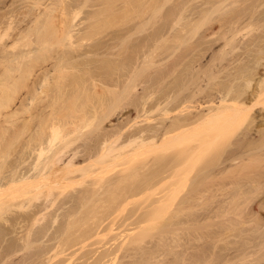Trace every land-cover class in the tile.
Wrapping results in <instances>:
<instances>
[{
  "label": "bare ground",
  "instance_id": "1",
  "mask_svg": "<svg viewBox=\"0 0 264 264\" xmlns=\"http://www.w3.org/2000/svg\"><path fill=\"white\" fill-rule=\"evenodd\" d=\"M0 1L4 2L5 0ZM26 1L28 0H25V2ZM47 1L48 0L29 1L30 6L34 5L33 7L36 6L35 8L38 9H34L36 12H33L32 7L27 5L28 8H31L27 10V12H29L27 13L28 15L25 12V18L20 16L21 19L24 18L22 22H25L24 20L27 19L29 25H27L26 28H22L21 25L19 26L17 24L14 26L17 16H15V7L7 12L0 13V212L3 211L8 214V216L5 217L3 216V212V214L0 213V264H69L70 261H68V258L70 256L65 255L66 251L69 252V250H73V253L78 254L81 251H79V249L83 250V248H85L87 250L86 247L89 245L85 247V244H89L86 240L89 232L86 234V231L90 230L91 234L93 233L92 235L94 236L104 235L103 230L105 228L103 229L102 226H104L103 224L106 221L108 223L110 219L111 224L109 225V229H112L113 224H115V222L112 223V219L115 215H113L112 218L110 217V219L108 218L109 220L105 218V216L107 214L106 217H108L110 213L111 215L116 213H112L114 209V211H117L116 208H118L119 205L117 204L118 206L116 207V203L120 204L121 201L128 204L129 202L132 203V199L137 200L141 197L140 194L143 193L144 190L148 193L147 190L150 189L151 192L148 193L149 195H158L161 193V196H159V194V197L157 196L154 200L152 195L147 196L152 199L149 198V200L147 197L144 199V201L146 200L145 202H152L153 200L152 203L150 202L152 208L156 205L157 208L161 207L159 205L164 203H173L178 195L174 193L177 192V189L179 191L181 189L180 185V188L176 185L181 184L179 183L180 181H184L182 177L186 173L185 171H187L183 170L185 169L184 167H186L187 164L189 167V163L187 162L191 159L192 162H189L193 165V160L196 158L193 156H196L197 153L199 155L201 152L199 150H202L203 144L201 143L202 146L199 144L201 142L199 139H201V136L203 138V135L206 137L211 136V138L208 137V139L204 136L202 142L205 139H208V141H210V139L211 141H216L217 138L218 140L220 138L221 140L232 126L235 127L238 125L240 128L241 124L243 125L245 122L249 125L251 124L250 126L252 127H249V125L245 123L249 128H245V131L243 130L244 132H241L242 135L239 133V135H241L240 137L236 135V129V131L232 130L235 131L233 137L238 136L239 139L237 140L241 141H238V144L241 143L240 145L244 146L237 145V147H231L230 145V151L228 153L231 159H229V155H227L228 159L226 160L233 161V159H238V157L239 160H241L253 151L251 154L253 159L251 160V155L250 160L248 159L250 162L242 161L243 165L245 163V167H240V165H242L241 162V164L237 163L236 166L239 164L240 167L238 170L241 171V168H247L246 166L251 169L252 166L250 165H253V169L259 166H261V168L264 167V0H209V2L211 1V12H208L211 13V16L210 13L203 12L204 10H202L201 12L204 14H201L205 16V18L203 17L201 19L205 20L210 16V22L212 23L210 26L211 28L214 26L213 20L220 23L221 26H219L220 29L217 28L216 31L212 29L213 33L211 32L212 30H209L212 33L211 36L208 35L211 37V40L207 39V41L205 40L203 42H192V38L191 41L189 40L192 35L189 38L188 36L190 34L186 36L188 32L192 33L193 31V34L195 33L194 29L191 30L192 27L190 31L185 33L184 28L186 29V27L181 28L179 31V29L174 26L180 23L179 20L183 21L181 20L184 18L183 16H185L183 14L188 10L186 9V5H184L186 10L184 9L185 11L183 12L179 7L181 6L179 3L178 7L176 6L179 9H175L173 12L176 16L174 19L176 23H172V20L170 21L169 19L170 17H167L170 23H168L167 20H165V25L164 23L160 25L157 22L155 23L158 24L155 26L156 29L152 28V31L146 32V30L149 29L148 25L152 18L154 20L156 18L155 15L157 16L156 13L158 12L159 15V12L163 10L162 5L164 1L161 7L158 5V8L157 6L158 10L155 9L157 11L153 10V12L155 11L153 15V12L150 10L151 5L149 7L150 11L147 12H151V14H147V16H150L142 20H140L142 17H139V23L137 17L142 14L146 16V11L143 12L145 9L144 7H146V3L147 5L148 3L149 5L152 4V2H150L151 0L149 2L146 1V3L144 1V9L141 6L142 3L137 1L140 6V11L136 10L134 14L131 11L139 7L137 2H135L136 4L133 3L136 5L133 7V0H114L115 2L112 1L111 5L114 6V4H116L115 10H113L114 7H111L110 3H108V7L114 12H111L110 8L106 9L107 11L110 10L111 18L114 17L112 19L110 18L112 22L113 19L116 18V22H111L112 25L110 24L111 32L105 34L96 41L87 42L88 40L82 31L85 27L83 23H86V20L85 22L84 20L81 21V23H78L79 21L76 22L74 13L77 14L81 11L82 7H79V5L88 0H69L68 2L66 0H49V3H47ZM104 1L107 5V0ZM165 1L167 2V0ZM23 2L19 5H22ZM65 2L66 4H64ZM91 2L89 3L92 4ZM168 2H170V0H168ZM191 2L194 3L195 0ZM14 4L11 5L14 6ZM76 4L78 5L74 7ZM185 4L189 5L188 3ZM203 4L205 6V3ZM206 4L207 6L209 5V3ZM71 6L73 9L79 7L76 9V12H72L73 16L72 13L70 15L68 13L73 10L70 9V11H68ZM82 6L84 7V5ZM181 7L183 8V5ZM152 8L154 9L153 6L151 9ZM146 10L148 11L147 7ZM100 11L102 12L101 9ZM191 11L193 14V9ZM104 12L105 11L102 13ZM88 13L87 18L91 14L92 19H94V17L99 18V16H101L100 14H102L100 12H98L100 13L99 15L98 13L96 14L95 10L94 13ZM79 14L80 12L78 15ZM92 14L98 16L95 15L93 17ZM215 14L218 16L214 17ZM19 15H21V13ZM132 15H135V18L132 17ZM193 16L196 15L194 14ZM165 17L166 16H164V18ZM185 17L191 18L190 16ZM98 18L96 19L100 20V18ZM201 19H197L196 21L198 23L199 21L202 22ZM217 23L214 24L217 25ZM2 24H6V26H4L5 28H2ZM18 24L21 23L18 21ZM82 24L84 25L83 27H81ZM113 24L115 27L112 30ZM90 25L91 23L88 25L86 24V27ZM92 26L93 25H91V27ZM91 27L87 28L91 29ZM43 28H45V30H43ZM187 28H189V26H187ZM175 30L176 32L173 33ZM202 37L204 36L202 35ZM85 39L87 40L86 42ZM172 41L175 42L173 43ZM216 43L219 44L220 47L216 48L217 46H214ZM210 48L212 49L210 58H208L206 62H202L203 56ZM93 53H96V55L98 54V56H94ZM104 53H107L108 57L102 55ZM60 102L62 105L59 106L57 103ZM239 123L241 124L239 125ZM204 127H207V129L208 127L211 128V131L209 129L210 133ZM233 127L231 129H233ZM201 128L202 130L198 133V130ZM205 129L209 134H205L203 131ZM232 131L230 130V132ZM196 132L198 134H201V132L203 133L201 136L197 135L199 136L198 140L200 142L196 140V138H198L194 135ZM229 133L226 135L228 136ZM191 135H194V137H191ZM227 136H225V138ZM229 136L231 137L232 135ZM19 138H22V140ZM225 138L223 139L225 140ZM232 138H230L231 142ZM187 139L190 141L195 140V142L191 141L190 143L193 144L186 146L187 143L185 142L189 141H185ZM208 141H204L206 145ZM181 142L185 146L182 145L183 147H180L177 145ZM15 143H19V148H16L18 145L15 146ZM194 143L198 144L195 146ZM211 143L216 144V142ZM12 146L15 147V150ZM188 146L190 148H188ZM199 146H201V149ZM177 147H180V149H177ZM181 148L184 149L181 150ZM197 148L199 152L196 150ZM157 149H159V151L163 149V152L169 149L167 152L170 151V153H158L159 151H157ZM186 150L188 153L185 152ZM195 151H197L196 154H194ZM152 153H157V156L154 155V159L148 158L147 156ZM184 153H187V156ZM243 153L245 155H242ZM10 155H13L12 158ZM141 155L142 159L140 158ZM182 155H184L186 160L190 155H193V158L188 159L186 162ZM143 156H145V158ZM137 158H139V161ZM126 159H129V161ZM133 160L134 163H131ZM234 161L236 162L237 160ZM251 161H255L256 163L253 162V164ZM118 166H122L120 170H118ZM109 168L112 170L117 168L115 170L116 173L113 172L111 173L113 175H110L109 171L111 170ZM156 168L158 171H156ZM189 168H191V166ZM235 169L237 170V167H235ZM250 169H248V171ZM141 170L144 171V173H141ZM190 170L192 171V168L188 171ZM243 170L246 169H242V172ZM258 170L262 171L263 169L260 170L259 167ZM258 170H254L256 174H259ZM251 171L254 173L253 170ZM106 173L109 176L105 175ZM180 173H182V177L179 176ZM187 174L184 176H187ZM143 175L146 176L143 177ZM139 176L143 179L140 180ZM211 176L212 178L214 177L213 174ZM257 176H255L256 178L251 177L252 181H256L260 184L264 176ZM135 180H140L141 182L139 181L138 183V181L135 182ZM170 180L174 181L176 187L173 189L170 188L174 186L172 181L170 185L173 186L169 185L170 187L168 190V186L166 185ZM85 183L87 184L83 185ZM257 183L255 184L257 185ZM74 184H80L83 185V187H81V190L75 188L73 191H65L68 189V186ZM254 185L250 188H255L257 191L256 187L259 186L260 188V185H264V182L257 186ZM155 186H158L157 189L159 188V192L154 190L156 193H153L152 188ZM161 186L166 187H163L166 191L160 192V190H162ZM30 188L32 190H28ZM261 188H263V186ZM25 189H27V191ZM20 190L23 191L21 192ZM234 190H231L232 193ZM251 190H249V192ZM171 191L172 194H174L171 195L174 200L169 197ZM18 192L21 193V195H18ZM193 192L191 190V193ZM136 193H138V198H134ZM146 193L144 194L145 196ZM246 193L248 197L250 193ZM143 194L142 197H144ZM156 195L154 197H156ZM236 195L238 197L239 194L237 193ZM173 196H175V198ZM243 197H245L246 200V195ZM253 197L254 195L250 198L252 199ZM240 198L241 194L238 199ZM40 199L42 200L38 202ZM186 199L188 198L186 197ZM241 199L243 200V198ZM251 199L250 201L254 204L255 199L253 198V201ZM109 200L112 201L109 202ZM101 201L104 202L105 206L107 205V201L108 205L113 202L109 207L108 205L106 207L103 206V208H107V210L110 208L109 211L112 210L110 213L107 210H105V212H107L105 213L103 209V214H105V216L101 220L100 218L97 220L92 219L94 222L96 221L94 226H92V223L90 224L89 220L87 221L86 218L84 221L79 220L81 213L82 217L84 212L87 213L88 210L84 208H87L88 202L92 204V208H94L96 204V207L98 205L99 207L102 206L100 205L101 203L103 204ZM239 201L236 200L235 204ZM98 202L101 203L98 204ZM78 204L80 206L79 208L76 207L78 208L76 209L75 206H78ZM85 204L87 205L85 206ZM146 204V207L151 206L148 203H145V205ZM81 205H84L82 207L83 212L80 210ZM111 205L114 207L111 208ZM261 205H258L257 208H260ZM157 208L156 211L153 209V214L160 209ZM263 208L264 207L261 209ZM223 209H225V205ZM261 209L254 210V215L252 213L253 217H251V220L253 222L250 219L245 222L254 223L256 221L257 224L255 225H260V227L264 229V215H260ZM94 210L92 211L93 213L90 212L92 213L91 215L94 213L97 215L96 209ZM147 212L149 211L147 210ZM178 212L179 211L176 212V216L174 215L176 218L174 217L173 219L171 217L169 220L177 219L180 213ZM215 212L214 209V213L212 214L215 215ZM222 212H224V210ZM222 212L220 214L223 215ZM228 212L229 210L227 208V213ZM90 213L88 211L87 214ZM150 213H152V210ZM262 213L264 212H261V214ZM78 214L80 217L77 216ZM225 214L226 213H224V215ZM75 216L76 218L78 217L77 219L79 222L83 224L78 223L77 219H72ZM127 216H129V214ZM131 216L133 215L126 217V223L129 222L128 224H130L128 218ZM70 219L77 223L80 228L79 226H75L78 227L76 230L74 224L72 225V223H69ZM92 220L91 222H93ZM181 220L180 222L182 223L183 221ZM206 220L208 219L206 218ZM212 220H214V218ZM227 221L225 223L221 222L222 224L224 223L223 226L227 225ZM84 222L90 224L91 227H89L87 223L84 224ZM172 222L174 223L175 221ZM228 222L230 223V221ZM173 223L172 225H174ZM177 223L180 224L179 220ZM201 223H203V221ZM236 223H234V225L229 224L231 227L228 225L230 227L227 226L228 230L230 231L232 229L231 231L233 233V230H235L234 227L238 228L236 229L238 233H236L241 235L242 238H244V235L249 234V232L247 233L245 231L248 230V228H244L243 224V226L240 227V225ZM166 224L170 225L171 222L168 223L167 221ZM68 225L70 226L68 227ZM87 226L90 229H87ZM81 227L86 230H83ZM92 227L93 229H91ZM165 227L166 225H164V228ZM170 227H168L169 230H171ZM260 227L258 229H261ZM166 228L164 230H166ZM255 228L257 227L255 226ZM67 229H72L71 232H74L71 233L69 231L70 233L68 234ZM81 229L82 233L80 232ZM249 230L251 231V229ZM75 232L78 235H76ZM161 232L165 231L161 230ZM253 232L254 231H252V233ZM90 235H88V238ZM258 236L259 235L256 234L257 238H248L256 242H251L253 240L249 241L253 243L254 247L253 245L250 246V243L248 244L249 249H247L246 243L244 245L246 247L244 250L239 248L242 251L239 250V252H236L237 254L233 253L230 258L228 256L231 255V252L225 251L226 253L224 255V251H221L223 255L220 254L216 257L219 259V262L214 259L217 261L216 264H233V262L235 264L237 259L239 260L238 262L244 260L243 264H257L258 262L256 261H262V259H264V254H262L261 250L264 252V241H262L263 247H261V241H256V239H259ZM112 237L111 239H114ZM114 237L117 239L116 235ZM214 237L215 236H213V238ZM109 239L110 238H108V241H111ZM244 239L242 240L245 241ZM124 241L120 242L122 243ZM126 241L127 246L125 242L123 246L119 243L121 244L118 245L120 248H113L112 245L114 244L111 245V242H108V244L110 243L111 245L110 247L108 245H106L108 247H105L106 242L104 243L105 249L88 248L89 250H87L85 254L80 255V257L78 256L79 259L76 258L81 260H77V262L74 261L72 264H108L109 262L107 261L110 260L109 257L112 256V254H118L117 251L121 249V247L125 249L124 245L127 248L129 245L130 248L128 249L135 248L137 244V246L141 245L139 239L129 238V240L127 239ZM95 245L96 244H94V246ZM98 245L101 246L102 244H97V247ZM132 245L135 246L132 247ZM236 245L237 247L239 246L238 243H236ZM140 247L141 249L143 248L142 246ZM255 247L259 248L258 254L260 255L256 254L257 249H255L256 251L253 250ZM58 248H61V250ZM212 248L211 250H216L217 247L214 249ZM224 248L228 249L223 246L222 249L224 250ZM232 248L234 249V246ZM53 249H56L54 254L51 252ZM147 249H145V251L142 249L141 256L145 254L144 257H141V259L143 258L142 264L151 262H149L151 254L149 252L145 253ZM159 250L156 248V251L154 250V252H152V256H155L154 253L159 254ZM250 250H253L252 253ZM162 253H164V251L160 252L161 255ZM215 253H217V251ZM227 253H229V255ZM75 254L73 255L75 256ZM254 254L257 255H255V258L252 257ZM59 255H65V258L64 256H60L63 257L60 258L58 257ZM161 255L160 257H162ZM130 257L129 252L128 259H130ZM181 257L183 258L184 255ZM70 258H72V255ZM135 258H138V256ZM177 258L178 257H176V259ZM249 258L250 261H248ZM251 258L256 259L255 263L252 262ZM162 259L164 258L162 257ZM211 261H213L212 258ZM133 262L132 264H134ZM159 263L162 264L161 261ZM194 263L196 264V262ZM153 264H155V262H153Z\"/></svg>",
  "mask_w": 264,
  "mask_h": 264
},
{
  "label": "rangeland",
  "instance_id": "2",
  "mask_svg": "<svg viewBox=\"0 0 264 264\" xmlns=\"http://www.w3.org/2000/svg\"><path fill=\"white\" fill-rule=\"evenodd\" d=\"M6 1V2H5ZM4 2H1L0 1V13H3V12H7V11H9V10H12V8H16V10H15V16H16V19H15V22H14V26L17 24V25H21V27L22 28H26V26L27 25H29L28 23H27V19H25L24 21L26 22H22V20L25 18V12H26V14L27 13H29V12H27V10H30L31 8L30 7H32V11L34 12L35 10L34 9H38V8H35V7H33V6H30L29 5V1L30 2H32L33 0H28V1H26L25 2V0H5ZM18 1V2H17ZM24 1V2H23ZM67 2L69 1V0H66ZM91 1H93V2H91ZM104 1V0H103ZM103 1H101V0H96V1H94V0H88L87 2H84V3H82L81 5H79V7H82L81 8V11H79L80 12V14L78 15V13L76 14V13H74V11L76 12L77 10V8H79V7H77L76 9H73L72 8V6L69 8V10H68V8H67V10L68 11H70V9H73V10H71L70 12H68L69 13V15L73 12L74 14H75V17H76V19H75V21L77 22V21H79L78 23H81V21H83L84 20V22H85V20H86V23H83L84 25H85V27H84V30H82L83 31V33H84V36L87 38V40L85 39V42L87 41V42H92V41H96V40H98L99 38H102L105 34H107V33H109V32H111V25H112V23L113 22H116V18L115 19H113V22H112V20H110V18H111V13H110V10H111V12H114V11H112V9L110 8V7H108L109 6V4L108 3H110V6L112 7L113 5H111L112 4V1H114V0H107L106 1V3H107V5L105 4V1L103 2ZM111 1V2H110ZM137 1H139V3H142L141 4V6H142V8H143V5H145V3H146V1L147 2H149L150 0H133L132 1V6L134 7V6H136L135 4V2H137ZM143 1V2H142ZM144 1H145V3H144ZM164 1V2H163ZM175 1H177V0H170V2H168V0H167V2L165 1V0H159V3H158V0L156 1V0H151L150 2H152V4H150L149 5V3H148V5H147V3H146V7L148 8V11L146 10V7H144L143 9H144V11L143 10H141V11H143V12H145V14H146V16H143L144 14H142V15H137V14H135L136 16H138L137 18H138V20L137 21H139V23H140V20H142L143 18H145V19H147V17H149L150 15H148L147 16V14H151V12H153V10H155V9H157V6L159 5L160 7H161V5H162V9L163 10H161V12H159V15H158V12L156 13L157 14V16L155 15V19L153 20V18H152V20H151V22L149 23V25H148V30H146V32L148 31H152V28H154V29H156V27L155 26H157L158 24H163L164 23V25L166 24V22H165V20H167V22L168 23H170V21L172 22V23H176V22H174L175 20V14H173V12H174V10L175 9H179V8H177L178 7V5L179 4H181V6L183 5V8L181 7V6H179L182 10H183V12L186 10V9H188V10H186L185 12H184V14L183 15H185V16H190L191 18H189V17H185V16H183L184 18L183 19H181V20H183V21H180L179 20V24L178 25H174V26H176L177 27V29H179V31L181 30V28H184V27H186V29L184 28V31H185V33L186 32H188V31H190V28L192 27V29L191 30H193L194 29V34H193V31H192V33H190V32H188V33H186V36H187V34L189 35L188 36V38L190 37V41H191V38H192V42L194 41H196V42H203V41H207V39L208 40H211V37H209V36H211V34L213 33V30L214 31H216L217 30V28L218 29H220L219 28V26H221V24L220 23H217V21H214L213 20V25L214 26H212L213 28H211L210 26H211V9H210V7H211V1L209 2V0L207 1V0H195V2L194 3H192L191 1H194V0H178L177 2H175ZM203 1V2H202ZM8 2V3H7ZM21 2H23L24 3V5H23V3H22V5H19ZM51 2V1H50ZM89 2H91L92 4H90ZM101 2V3H100ZM103 2V3H102ZM115 2V1H114ZM114 2H113V4H114ZM158 4H157V3ZM163 2V3H162ZM166 2V3H165ZM181 2V3H180ZM184 2V3H183ZM191 4H190V3ZM15 3V4H14ZM47 3H49V0L47 1ZM96 3V4H95ZM133 3H135V4H133ZM179 3V4H178ZM185 3H188L189 5H187V4H185ZM203 3H205V6H204V4ZM206 3H209V5L207 6V4ZM11 4H14V6L13 5H11ZM30 4H32V3H30ZM64 4H66V2L64 3ZM79 4V3H78ZM78 4H76L74 7H76ZM85 4H86V6H85ZM87 4H88V6H87ZM94 4V5H93ZM103 4H105V5H103ZM156 6H155V5ZM196 4H197V7H196ZM202 6H201V5ZM27 5H29L30 7L28 8V6ZM82 5H84V7L82 6ZM137 5H138V2H137ZM154 7V9L152 8L151 9V7L152 6ZM175 5V6H174ZM184 5H186V9H185V7H184ZM6 6V7H5ZM26 6V7H25ZM101 6V7H100ZM102 6H104V7H102ZM139 6V5H138ZM151 6V7H150ZM159 6H158V8H159ZM177 6V7H176ZM188 6V7H187ZM194 6V7H193ZM105 7H107V8H105ZM114 8H113V10H115V7H116V4H114V6H113ZM149 7H150V10H151V12L150 13H147V12H149L150 10H149ZM175 7V8H174ZM189 7H190V9H189ZM102 10V12L103 11H105L104 13H102L101 11H100V9ZM108 8H110V10H106V9H108ZM138 8V9H137ZM173 8V9H172ZM198 8H200V9H198ZM205 8H207V9H210V10H207V9H205ZM26 9V10H25ZM40 9V8H39ZM98 11H97V10ZM105 9V10H104ZM134 9V8H133ZM185 9V10H184ZM193 9V14H192V10ZM2 10V11H1ZM18 10H20V11H18ZM23 10V11H22ZM67 10H66V12H67ZM79 10V9H78ZM94 10L96 11V14L98 13V12H100V13H102V14H100V13H98V15L100 14L101 16H99V18H100V20H97L96 18H98V17H94L95 15H93V17H94V19H92V17H91V14H90V16L89 17H91V18H87V13L88 12H93L94 13ZM135 10V11H134ZM133 11H131V12H133V14L136 12V10H139L140 11V6L139 7H136V9H134ZM158 10V9H157ZM157 10H155V11H157ZM202 10H204L203 12H207V13H210V16H209V18H206L205 20H202L201 18H205V16H203L201 13H203V12H201ZM207 10V11H206ZM138 11V12H139ZM155 11L152 13V15L155 13ZM208 11H210V12H208ZM19 12V13H18ZM22 12H24V13H22ZM36 12V11H35ZM116 12H117V10H116ZM188 12V13H187ZM195 12V13H194ZM198 12V13H197ZM21 13V15H19ZM68 13H67V15H68ZM73 13H72V16H73ZM162 13V14H161ZM58 14V13H57ZM89 14V13H88ZM132 14V13H131ZM163 14H165V15H163ZM190 14H192V15H190ZM196 15V16H193V15ZM204 14V13H203ZM19 15V16H18ZM28 15V14H27ZM98 15H96V16H98ZM114 15V14H113ZM112 15V16H113ZM128 15V14H127ZM127 15H126V17H127ZM134 15V16H135ZM151 15V16H152ZM168 15V16H167ZM173 15H174V17H173ZM199 15V16H198ZM24 17V18H22L21 19V17ZM72 16H71V18H72ZM116 16V15H115ZM133 15H132V17H134ZM164 16H166L165 18H164ZM208 16V15H207ZM218 16V15H217ZM216 16V14L214 15V17H217ZM78 17V18H77ZM139 17L141 18L140 20H139ZM162 17V18H161ZM170 19V21L168 20V18ZM173 17V18H172ZM193 17V18H192ZM27 18V17H26ZM98 18V19H99ZM112 18H114V17H112ZM111 18V19H112ZM135 18V17H134ZM158 18V19H157ZM161 19V21H160V19ZM172 18V19H171ZM21 19V20H20ZM185 19H189V20H185ZM192 19V20H191ZM202 20V22H200L199 21V23L196 21V20ZM115 20V21H114ZM164 20V21H163ZM186 22H185V21ZM191 20V21H190ZM195 20V21H194ZM18 21H19V23H21V24H18ZM109 21V22H108ZM135 21V20H134ZM137 21H135V22H137ZM154 21V22H153ZM194 21V22H193ZM112 22V23H111ZM142 22V21H141ZM158 22V24H155V23H157ZM160 22V23H159ZM183 24H182V23ZM190 22H191V24H190ZM196 22V23H195ZM210 22V23H209ZM24 23V24H23ZM89 23H91V25H93L92 27H91V25L90 26H87V27H91V29L90 28H87L86 27V24L88 25ZM167 23V24H168ZM185 23H187V24H185ZM193 23V24H192ZM195 23V24H194ZM208 23V24H207ZM217 23V25H215V24ZM22 24H23V26H22ZM82 24V26L81 27H83L84 25ZM111 24V25H110ZM114 24H116V23H114ZM113 24V28H112V30L114 29V27H115V25ZM155 24V25H154ZM210 24V25H209ZM220 24V25H219ZM154 25V26H153ZM189 26V28H187V26ZM191 25V26H190ZM193 25V26H192ZM4 26H6V24L4 25V24H2V28L4 27ZM179 26H181V27H179ZM194 26H196V27H194ZM209 27H210V29H209ZM5 28V27H4ZM207 28V29H206ZM87 29H89V30H87ZM151 29V30H150ZM188 29V30H187ZM213 29V30H212ZM43 30H45V28H43ZM187 30V31H186ZM205 30V31H204ZM207 30V31H206ZM212 32H210V31ZM184 31H183V33H184ZM174 32H176V30L175 31H173V33ZM206 34H205V33ZM202 35L204 36V37H202ZM209 35V36H208ZM35 36V35H34ZM33 36V37H34ZM200 37H201V39H200ZM205 37H207V38H205ZM209 37V38H208ZM203 38H205V39H203ZM199 39V40H198ZM9 40V39H8ZM11 40V39H10ZM168 42V41H167ZM173 42V41H172ZM175 42V41H174ZM173 42V43H174ZM219 43V42H218ZM217 44V43H216ZM214 45L216 48H218V47H220L219 46V44H217V45ZM56 46V45H55ZM214 47V48H215ZM199 49H200V47H199ZM198 49V50H199ZM211 48H210V50L208 49V51H206V53H205V55L203 56V58H202V62H206V60L208 59V58H210V54H211ZM199 52V51H198ZM110 54V53H109ZM209 54V55H208ZM45 55V54H44ZM91 55H92V53H91ZM93 55L94 56H98V54L96 55V53L94 54L93 53ZM102 55H106L107 57H108V55H107V53H104V54H102ZM47 56V55H46ZM99 56H101V55H99ZM48 57V56H47ZM112 57V56H111ZM81 58V57H80ZM59 106L60 105H62V103L60 102V103H57ZM57 105V106H58ZM246 123V122H245ZM245 123H243V125L241 124V123H239V125L241 124V126H240V128H239V126L237 125V126H235V127H233V129H231V128H229V132H230V130L232 131V130H237V134L236 135H238L239 137L242 135V133L241 132H244L245 131V128H249V127H252V126H250L248 123H246V124H248L249 125V127H247L248 125H246ZM245 124V125H244ZM107 126H109V125H107ZM204 128H206L207 129V127H204ZM203 128V129H204ZM206 129L205 130H203L204 132H205V134H209L210 132H209V129H210V131H211V128H209L208 127V129H207V131L209 132V133H207V131H206ZM251 129V128H250ZM202 130V128L201 129H199L198 130V133L200 132ZM235 130V131H236ZM244 130V131H243ZM247 130V129H246ZM235 131H232V132H227L226 134H228L229 133V135H232L231 137L228 135H226V134H224L225 136H227L226 138H225V136L223 137V138H225V140L223 139V138H221V140H220V138H219V140H218V138H217V140L219 141H211V139H210V141L211 142H216V144L215 143H211L210 141H208V139L209 138H211V136L209 137V136H205V135H203V138H204V136L206 137V138H208V139H205L206 141H208L207 142V145H206V143L203 141L202 142V136H201V134H203L202 132H201V134H198L197 132H196V134H194L196 137H198V138H196V140L197 141H199V140H201V142L199 143L200 145H201V143L203 144V146H202V150H199L198 148L196 149L197 151L199 150V151H201L200 153H199V155H198V153L196 154V152L197 151H195V153L194 154H196V156L194 155H188L189 157H187L188 159H191V158H193V157H196L195 158V160H193L194 161V163H193V165L192 164H190V162H192V159L191 160H189L188 161V159L186 160L185 159V157H184V155H182L184 158V160L187 162V163H189V167L191 166V168H192V171L190 170V171H188L189 169H191V168H189L188 167V164L186 165V167H184L185 169H183V170H187V171H185L186 173L184 174V175H186L187 173V176H184L183 175V177H182V173H180V175L179 176H181L182 177V180L184 179V181H180L179 183H181V184H177L176 186H178L179 187V185H180V187H181V189H180V191L177 189V192H173L174 194H176L177 195V198H175V196H173L174 198H175V200L172 198V196L171 195H174V194H172V191H174V190H172L173 188H175L176 186L174 185V181H173V185H170L171 184V180L167 183V185L166 186H168L167 187V189L169 190V187L170 186H173V187H170V188H172V189H170V190H172L171 191V194H170V196L169 197H171L173 200H174V202L173 203H171L170 202V200H169V204H167V203H164V204H162V205H159V206H161V207H153L152 208V202H153V200L154 199H156L157 198V196L159 195V196H161V193H157L158 195H156V197H154L155 195L154 194H151L153 197V200H152V202L150 203V202H145L144 201V199L147 197V196H151V195H149L148 193H150L151 192V189L150 190H147V192L148 193H146V191L144 190V192L146 193V196L143 194V193H141V191H140V196L141 197H137V194L139 193V191H138V193H136V195H135V197L134 198H138L137 200H134V199H132L133 201H132V203L131 202H129V204L128 203H126V202H124V201H118V202H120V204L119 203H116V207L118 206V208H116L117 209V211H112V210H110V211H112V213H114V212H116L115 214H112L111 215V213H110V211H109V209L107 210V208L106 209H104L103 208V206L104 207H106L107 205H108V201H107V205L105 206V204H104V200L105 199H107V198H105L103 201H101V202H103V204L101 203V202H98V204L99 203H101L100 205H102V206H100L99 207V205L96 207V205H95V207L94 208H92V204H90L89 202L87 203L88 204V206H87V208L85 207L84 209L85 210H88L89 211V213L90 212H92L94 209H96V213H97V215H95V213L93 214V215H95L94 217H92L93 215H91L92 213H90V214H87L88 213V211H87V213H83V217H82V213L81 212H83V206L81 205V207H80V210H81V212H79V213H81V217H80V215L78 214L77 216H79L80 218H79V220L80 221H84L85 220V218L87 219V221L89 220V223L92 225V226H94L95 225V222H94V220H92V219H95V220H97V219H99L100 218V220L105 216V214H103V209H104V212H105V210H107L109 213H110V215L108 216V217H106L107 216V214H106V216H105V218H109L110 219V217L112 218V216L113 215H115V217H113V219H115V220H113L112 219V223H114L115 222V224H113V227H112V229L110 230L109 229V225L111 224V222H110V220L108 221V223H107V221L103 224L104 226H106V227H108V228H106V227H104V226H102V228L104 229L103 230V234L104 235H99V236H94V235H92L91 234V232H90V230L89 231H83V232H85L86 234H87V232H89L88 233V235H90L89 236V238H88V235H87V238H86V240H87V242L89 243V244H85V247H86V245L88 246V247H86L87 248V250H89V249H93V248H99L100 250L101 249H105V247H110L112 244H114V245H112L113 246V248L115 247H119L120 248V246H118V245H121V246H123V244H125L127 241V239L129 240V238H135V239H139L140 241H141V245L140 246H142L143 248V250L145 251V249H147V251L145 252V253H147V252H149L151 255H150V257L151 258H149V262L150 263H148V262H146L147 264H153V262H155V264H158L160 261L162 262V264H186V263H188V264H193L194 262H196V264L198 263V264H214V262H215V264L217 263V261L219 260V259H217L216 257L218 256V255H220V254H222V252H223V254L225 255V253L226 252H231V255L230 256H228L229 255V253H227L226 255L230 258L231 256H232V254L233 253H235V254H237L236 252H239V250L240 251H242L241 249H245L246 247H247V249H249V245L248 244H250L251 242H255L253 239H251V240H253V241H251V240H249L250 239V237H253V238H255L256 237V234H258L259 236V239H256V241H258V242H260L261 241V243H262V241H264V233H262V232H264V229L262 228V227H260V225H255V224H257L256 223V221L254 222V223H246L245 221L247 220L248 221V219H252L251 217H253L252 216V213H253V215H254V212L257 210V209H261L262 207H264V206H262V205H264V185H262L263 186V188H261L262 186L260 185V184H263V182H264V167H262L261 168V166H259L260 167V170L261 169H263L262 171H259L258 170V168H255V169H253L252 167H253V165H250V166H252L251 167V169L250 168H248V166H246L248 169H250L249 171H248V169L247 168H241V171L240 170H238V169H240V167L241 166H244L245 165V163H244V165H243V162L245 161V162H250L249 160H250V155L252 154V152H251V154H248V152H247V154L249 155V157H248V155H246L244 158H245V160H244V158H240L241 160H239V157H238V159L236 158V159H233V161L232 160H226V159H228V156L227 155H229V151H230V145H231V147H234V146H236L237 147V145H240V144H238L239 142H241V141H239V140H237V139H239V137L238 136H235V137H237V138H235V137H233L234 136V132ZM233 133V134H232ZM239 133L241 134V135H239ZM194 135H191V137H194ZM197 135H200L201 137V139H199V136H197ZM24 136V135H23ZM22 136V137H23ZM190 137V138H191ZM228 137H229V139H228ZM233 137V138H232ZM24 138V137H23ZM185 138H187V137H185ZM195 138H193V139H195ZM230 138H232V142H231V139ZM20 139V138H19ZM199 139V140H198ZM223 139V140H222ZM233 139H234V141H233ZM20 140H22V138L20 139ZM19 140V141H20ZM189 139H187V140H185V141H188ZM16 141H18V140H16ZM184 141V140H183ZM184 141V142H185ZM191 141H194L195 142V140H191ZM190 140L188 141V142H185V143H187L186 144V146L187 145H190V144H193V143H190L191 142ZM229 141H230V143H229ZM239 141V142H238ZM210 142V143H209ZM189 143V144H188ZM198 143H196V144H198ZM209 143V144H208ZM234 144V145H232V144ZM237 143V144H236ZM19 144V143H18ZM17 143H15V146L16 145H18ZM196 144L194 143V145L196 146ZM242 144H244V143H242ZM178 146H180V147H183V146H185L182 142L181 143H179V144H177ZM183 145V146H182ZM206 145V146H205ZM0 146H1V143H0ZM14 146V145H13ZM12 146V148L14 149L15 147H13ZM192 146V145H191ZM198 146V145H197ZM201 146H199L200 147V149H201ZM205 146V147H204ZM240 146H244V145H240ZM180 147L178 148L177 147V149H180ZM235 147V148H236ZM239 147V146H238ZM12 148H11V150H12ZM16 148H19V145L18 146H16ZM185 148V147H184ZM184 148H181V150H183ZM188 148H190L189 146H188ZM176 149V150H177ZM227 149H229V150H227ZM232 149V148H231ZM15 150V149H14ZM13 150V151H14ZM163 150V149H162ZM161 149H160V151H159V149H157V151H159L158 153H160V152H163ZM169 150V149H168ZM167 150V151H168ZM188 150V149H187ZM185 151V152H187L188 153V151ZM238 150H239V148H238ZM167 151H164V152H167ZM172 151V150H171ZM198 151V152H199ZM152 152H154V151H152ZM163 152V153H164ZM255 152V151H254ZM167 153H170V151L169 152H167ZM187 153H184L186 156H187ZM249 153H250V151H249ZM256 153V152H255ZM150 154V153H149ZM148 154V155H149ZM157 153H152L151 155H149V156H151V157H149V156H147L148 158H152V159H154V155H156ZM14 155V154H13ZM12 155V156H13ZM198 155V156H197ZM242 155H245L244 153L242 154ZM11 156V155H10ZM12 156H11V158H12ZM157 156V155H156ZM193 156V157H192ZM239 156V155H238ZM240 156H241V154H240ZM138 157V156H137ZM142 157V155L140 156V158ZM144 158H145V156H143ZM10 158V159H11ZM138 159V161H139V158H137ZM142 159V158H141ZM229 159H231L230 158V155H229ZM249 159V160H248ZM253 159V156L251 155V160ZM126 160H128L129 161V159H126ZM234 160H237L236 162L234 161ZM239 160V161H238ZM243 161V162H242ZM185 162V163H186ZM242 163V165H240V167H239V164H241ZM252 162V161H251ZM253 162H255V161H253ZM252 162V163H253ZM131 163H134V160L131 162ZM136 163V162H135ZM237 163H239L238 164V166H236L237 165ZM256 163V162H255ZM254 164V163H253ZM256 165V164H255ZM264 165V164H263ZM99 166V165H98ZM192 166H194V167H192ZM122 166H118V170H120V168H121ZM154 167V166H153ZM235 167H237V170L235 169ZM245 167V166H244ZM212 168V169H211ZM111 171H109V174L110 175H113V174H111V173H113V172H115V170L117 169H114V170H112L111 168H109ZM236 171H235V170ZM242 169H246V170H243V172H242ZM259 171V174H256L255 173V171H257V170ZM117 170V171H118ZM182 170V171H183ZM213 170V171H212ZM251 170H255L254 171V173H252V171ZM142 171V170H141ZM151 171V170H150ZM150 171H149V173H150ZM152 171H153V169H152ZM156 171H158V169L156 168ZM184 172V171H183ZM108 173V172H107ZM107 173L105 174V175H107ZM116 173V172H115ZM141 173H144V171H142ZM149 173H148V175H149ZM189 173H190V175H189ZM245 173H247V174H245ZM249 173V174H248ZM252 173V174H251ZM263 173V174H262ZM121 174V173H120ZM214 175V177L212 178V176L211 175ZM262 175V182L259 184V183H257L256 181L255 182H253L252 181V178L253 177H255V176H257V177H260L261 175ZM146 175H147V173H146ZM145 175V176H146ZM249 175V176H248ZM253 175V176H252ZM260 175V176H259ZM107 176H109V175H107ZM142 176V175H141ZM141 176H139V178H140V180L141 179H143V178H141ZM144 175H143V177H145ZM186 177V178H185ZM252 177V178H251ZM147 178V177H146ZM180 178V177H179ZM187 178H188V181H187ZM212 178V179H211ZM256 178V177H255ZM156 179H158V178H156ZM139 180V181H140ZM175 180V179H174ZM138 181V180H137ZM136 180H135V182H137ZM139 181H138V183H139ZM143 181V180H142ZM141 182V181H140ZM183 182V183H182ZM185 182V183H184ZM255 183H257V185H260V188H259V186L258 187H256L257 188V191L255 190V188L254 189H252V188H250V187H252ZM87 183H85V184H83V185H86ZM83 185H80V184H74V185H72V186H68V189H66L65 191H67L68 190V192L69 191H73L75 188L77 189V188H79L80 190H81V187H83ZM170 185V186H169ZM183 185V186H182ZM256 185V184H255ZM254 185V186H255ZM256 185V186H257ZM157 187L158 186H155V187H153L152 189H153V193H156L157 191L159 192V188L157 189ZM160 187V186H159ZM164 186H161V188H162V190H160V192L161 191H164L165 189L164 188H166V187H164ZM179 187V188H180ZM235 189V190H234ZM252 189V190H251ZM260 189V190H259ZM24 190V189H23ZM22 190V191H23ZM26 191H27V189H25ZM28 190H32L31 188L30 189H28ZM154 190H156V192H154ZM191 190H192V192L193 193H191ZM234 190V192L232 193V191ZM249 190H251L250 192H249ZM21 191V190H20ZM21 191V192H22ZM57 191V190H56ZM143 191V190H142ZM166 191V190H165ZM175 191H176V189H175ZM179 191V192H178ZM254 191V192H253ZM229 192V193H228ZM241 192V193H240ZM246 192H248V194H249V196L247 197V193ZM254 194H253V193ZM19 193V192H18ZM17 193V194H18ZM165 193V192H164ZM191 193V194H190ZM241 194V198H243V200L241 199H238L239 198V195H238V197H237V195L236 194ZM142 194L144 195V197H142ZM162 194H163V192H162ZM254 195V199H255V203L254 204H252V202L250 201V197H252L253 195ZM18 195H21V193H19ZM190 195V196H189ZM233 195V196H232ZM246 195V200H245V197H243V196H245ZM255 195H256V197H255ZM104 196V195H103ZM139 196V195H138ZM158 196V197H159ZM237 197V198H235V197ZM20 197V196H19ZM18 197V198H19ZM41 197H43V196H41ZM186 197L188 198V199H186ZM191 197V198H190ZM234 197V198H233ZM149 198H151V197H147V199H149ZM151 198V199H152ZM189 198H190V200H189ZM250 198V199H249ZM251 199L252 201L254 200V199ZM109 199V198H108ZM107 199V200H108ZM111 199V198H110ZM171 199V200H172ZM234 199V200H233ZM42 199H40V200H38V202H40ZM150 200V199H149ZM148 200V201H149ZM231 200V201H230ZM236 200H240L239 202H237V204H235V202H236ZM259 201V203H258V201ZM35 201H37V200H35ZM112 200H109V202H111ZM114 201V200H113ZM116 201V200H115ZM144 201V202H143ZM230 201V202H229ZM232 201H234V202H232ZM93 202V201H92ZM105 202H106V200H105ZM117 202V201H116ZM124 202V203H123ZM225 202V203H224ZM113 203V202H112ZM112 203H110V204H112ZM145 203H148V204H150L151 206V209H150V207H146L147 206V204L145 205ZM221 203H223V204H221ZM232 203H234V204H232ZM257 203H258V205L260 206L261 204V207L260 208H257ZM71 204V203H70ZM70 204H68V205H70ZM81 204V203H80ZM87 204H85V206L87 205ZM110 204L108 205V207L110 206ZM118 204V205H117ZM121 204H123V205H121ZM126 204V205H125ZM167 204V205H166ZM212 204V205H211ZM228 204H229V206H228ZM115 205V204H114ZM164 205V206H163ZM221 205H222V207H221ZM224 205H225V209H223V207H224ZM79 204H78V206L76 205L75 206V208L76 207H78L79 208ZM154 206V205H153ZM213 206V207H212ZM217 206H219V207H217ZM254 206V207H253ZM114 207V206H113ZM112 207V205H111V208H113ZM215 207H217V208H215ZM228 208V210H229V212L227 213V208ZM252 207H253V209H252ZM78 208H76V209H78ZM148 208V209H147ZM156 208L157 209H159L155 214H153V212L154 211H156ZM211 208H212V211H211ZM219 208V209H218ZM230 208V209H229ZM90 209V210H89ZM93 209V210H92ZM153 209H154V211H153ZM214 209H215V215L214 214H212V213H214ZM217 209V210H216ZM92 210V211H91ZM97 210H98V212H97ZM147 210L149 211V212H147ZM152 210V213H150V211ZM219 210V211H218ZM224 210V212H222ZM253 210V211H252ZM255 210V211H254ZM263 210V211H262ZM95 211V210H94ZM177 211H179L178 213H179V216H177V219L179 220V223L180 224H178L177 223V219H175V220H169L171 217L174 219V217L176 216V212ZM226 211V212H225ZM261 212H264V208L263 209H261L260 210ZM3 212V211H2ZM2 212H0V213H2ZM223 213V215L222 214H220V213ZM261 212H260V215L261 216H263L264 215V213H262L261 214ZM4 213V212H3ZM2 213V214H3ZM9 213V212H8ZM105 213H107V212H105ZM131 213V214H130ZM224 213H226L225 215H224ZM85 214H87V215H85ZM129 214V216L130 215H133V216H131L130 218H128L129 219V221H130V224H128L129 222H128V220H127V222L128 223H126V217H129V216H127ZM136 215V216H135ZM175 215V216H174ZM213 215V216H212ZM218 215V216H217ZM3 216H5V217H7L8 216V214L7 213H4L3 214ZM209 216V217H208ZM0 217H1V215H0ZM180 217V218H179ZM78 218V217H77ZM76 218V216L75 217H73L72 219H77ZM134 218V219H133ZM176 218V217H175ZM206 218L208 219V220H206ZM214 218V220H212V219ZM229 220H228V219ZM234 220H233V219ZM72 219H70V222L69 223H72V225L74 224V227L75 226H79V225H77V223H75V222H73V220ZM182 219V220H181ZM1 220V219H0ZM78 220V219H77ZM79 220H78V223H81V222H79ZM91 220L93 221V222H91ZM133 220V221H132ZM177 220V221H176ZM180 220L181 221H183L182 223L180 222ZM228 220V221H230V223L227 221V225L225 226H223V224L226 222V221ZM75 221V220H74ZM167 221H168V223L169 222H171V224L169 225H167L166 223H167ZM172 221H175L174 223L172 222ZM201 223L202 221H203V223H199V222ZM206 221H208V222H206ZM252 221V220H251ZM250 221V222H251ZM110 222V223H109ZM205 222V223H204ZM221 222H224L223 224L221 223ZM232 222V223H231ZM236 222H238V223H236ZM253 222V221H252ZM87 223V222H86ZM85 222H84V224H86ZM94 223V224H93ZM107 223V224H106ZM172 223L174 224V225H172ZM199 223V224H198ZM233 224L234 225V223H236V224H239L240 225V227H242L243 225H244V228L246 227V228H248V230L249 229H251V231L249 230H245L247 233L249 232V234H247V235H244L243 237L245 238H242L241 237V235H238L237 233H238V231L236 230V229H238V228H236V227H234L235 228V230H233L234 232L232 233V229L229 231L228 230V227L230 226L231 227V225H229V224ZM81 224H83V223H81ZM90 224H88L87 223V225L89 226V227H91L90 226ZM126 224H128V225H126ZM236 224H235V226H236ZM243 224V225H242ZM71 225V224H70ZM70 225H68V227L70 226ZM164 225H166V230H164L165 228H164ZM176 225V226H175ZM229 225V226H228ZM232 225V226H233ZM82 226V225H81ZM87 226V229L89 228ZM171 226V227H170ZM173 226H174V230H173ZM218 226H220V227H218ZM223 226V227H222ZM228 226V227H227ZM255 226L257 227V228H255ZM83 227H84V225H83ZM168 227H170L171 228V230H169L168 229ZM218 227V228H217ZM227 229H226V228ZM229 227V228H230ZM261 228V229H258V228ZM264 227V226H263ZM67 228V227H66ZM71 228H72V226H71ZM76 228V230L78 229V227H75ZM75 228H74V230H75ZM79 228H80V226H79ZM82 228V227H81ZM161 228H164V229H161ZM176 228V229H175ZM220 228V229H219ZM83 229V228H82ZM82 229H81V233H82ZM85 229V228H84ZM83 229V230H84ZM90 229V228H89ZM91 229H93V227L91 228ZM168 229V230H167ZM214 229H215V231H214ZM253 229V230H252ZM255 229H257V230H255ZM68 231V234L71 232V230H69V229H67ZM86 230V229H85ZM161 230L162 231H165V232H161ZM225 230H226V232H225ZM260 232H259V231ZM70 231V232H69ZM217 231V232H216ZM219 231V232H218ZM223 231V232H222ZM228 231V232H227ZM252 231H254L253 233H252ZM257 231V232H256ZM72 232H74V231H72ZM71 232V233H72ZM80 232H79V234H80ZM93 232V231H92ZM215 232H216V234H215ZM221 232V233H220ZM237 232V233H236ZM76 233V232H75ZM217 233H219V234H217ZM252 233V234H251ZM261 233V234H260ZM221 234V235H220ZM245 234V233H244ZM65 235H67V234H65ZM72 235V234H71ZM76 235H78L77 233H76ZM81 235V234H80ZM117 236V239L114 237V236ZM215 236L214 238H213V236ZM217 235H219V236H217ZM238 235V236H237ZM254 235V236H253ZM70 236V235H69ZM91 236H93V237H91ZM113 236V237H112ZM248 236V237H247ZM65 237V236H64ZM82 237H83V235H82ZM111 237L112 238H114V239H111ZM218 237V238H217ZM262 237V238H261ZM66 238V237H65ZM84 238V237H83ZM108 238H110L109 240H111V241H108ZM215 239V240H213V239ZM217 238V239H216ZM247 238V239H246ZM249 238V239H248ZM257 238V237H256ZM212 239V240H211ZM242 239H244L245 241H243ZM260 239H262V240H260ZM89 240V241H88ZM106 240V241H105ZM113 240V241H112ZM126 242H125V241ZM158 240H160V241H158ZM99 243H98V242ZM101 241V242H100ZM103 241V242H102ZM111 242V245H110V243L108 244V242ZM114 241H115V243H114ZM117 241H119V242H117ZM120 241H124V242H120ZM215 241V242H214ZM249 241H251V242H249ZM94 242V243H93ZM106 242V243H105ZM113 242V243H112ZM156 242H157V244H156ZM165 242V243H164ZM233 242H234V244H233ZM245 242V243H244ZM249 242V243H248ZM91 243V244H90ZM104 243H105V247H104ZM119 243H121V244H119ZM163 243V244H162ZM178 243V244H177ZM236 243H238L239 244V246L237 247V245H236ZM241 243V244H240ZM247 243V246L245 247L244 245ZM253 243H251V245L250 246H252L253 245ZM256 243V242H255ZM94 244H96L95 246H94ZM97 244H102L101 246H99L98 245V247H97ZM117 244V245H116ZM143 244V245H142ZM161 246H160V245ZM217 244H218V246H217ZM227 244H228V246H227ZM233 244V245H232ZM106 245H108V246H106ZM126 246H127V243L125 244ZM125 245H124V248L125 249H122L123 247H121V249H118V251H117V253L118 254H112V256H110L109 257V259L111 260H108L107 262H111L110 264H127L128 262L130 263V264H132V262L134 263V264H142V259H141V257L143 256H145V254L144 255H142L141 256V252H142V249H141V247L140 246H137L136 244V246L135 245H132V247L133 246H135V248H133V249H128V248H130L129 247V245H128V248L127 247H125ZM157 245V246H156ZM162 245H164V246H162ZM179 245V246H178ZM232 245V246H231ZM235 245H236V250H235ZM77 246H80V245H77ZM94 246V247H93ZM147 246V247H146ZM150 246V247H149ZM154 246V247H153ZM166 246V247H165ZM212 246H213V248H212ZM214 246H216V247H214ZM221 248H220V247ZM223 246L224 247H227L228 249H226V248H224V250L222 249L223 248ZM234 246V249L232 248ZM91 247V248H90ZM101 247H103V248H101ZM163 247V248H162ZM231 247V248H230ZM253 247H254V245H253ZM261 247H263V243H262V246ZM79 248V247H78ZM89 248V249H88ZM140 248V249H139ZM156 248L159 250V249H161V250H159L160 252H163L164 251V253H162V255L160 254V252H159V254L164 258V259H162V257H160V255L159 254H157V253H154L155 254V256L153 255L152 256V252H154V250L156 251ZM173 248V249H172ZM211 248L212 249H214V248H216V250L214 249V250H211ZM221 250H220V249ZM238 248V249H237ZM239 248H241V249H239ZM57 249V248H56ZM56 249H53L51 252H52V254H54L56 251ZM59 250H61V248H58ZM85 248H83V250L82 249H79V251H80V253H78V252H76V253H78V254H75V253H73L74 251L73 250H69V252H67L66 251V253H65V255H67V256H70L71 257V255H72V258H68L69 260L68 261H70L71 262V264H72V262L74 263V261L75 262H77V260L79 259L78 258V256L80 257V255H82V254H85V252L87 251L86 249L84 250ZM162 249H163V251H162ZM171 251H170V250ZM232 249V250H231ZM255 249H257V253L256 254H258L259 252V248H253V250L254 251H256ZM263 249V248H262ZM59 250H57V251H59ZM130 250V251H129ZM133 252H132V251ZM166 250V251H165ZM220 250V251H219ZM227 250H229V251H227ZM231 250V251H230ZM253 250H250L251 251V253H252V251ZM84 251V252H83ZM127 251V252H126ZM202 253H201V252ZM213 251H217V253H215V252H213ZM222 251V252H221ZM226 251V252H225ZM233 251V252H232ZM247 251V250H246ZM249 251V252H250ZM50 252V253H51ZM129 252H130V259H128L129 258ZM175 252V253H174ZM198 252V253H197ZM212 252V253H211ZM261 252H262V254H264V252L261 250ZM260 252V253H261ZM68 253V254H67ZM214 253V254H213ZM253 253H255V252H253ZM73 254H75V256L73 255ZM132 254V255H131ZM164 254V255H163ZM177 254V255H176ZM215 254H217V255H215ZM222 254V255H223ZM256 254H254V256H252L253 258H255L257 255ZM261 254V255H262ZM65 255H59L58 257H60V256H64V258H65ZM116 255V256H115ZM148 255V254H147ZM184 255V260H183V258L181 257V256H183ZM256 255V256H255ZM258 255H260V254H258ZM67 256H66V258H67ZM115 256V257H114ZM125 256H126V258H125ZM128 256V257H127ZM138 256V258H135V257H137ZM139 256H140V258H139ZM160 258H159V257ZM181 258H180V257ZM158 257V258H157ZM176 257H178L177 259H176ZM194 257V258H193ZM198 257V258H197ZM227 257V258H228ZM60 258H63V257H60ZM60 258H58V259H60ZM76 258H78V259H76ZM133 258V259H132ZM181 260H180V259ZM204 258V259H203ZM211 258H212V260L213 261H211ZM73 259V260H72ZM76 259V260H75ZM138 259H141V260H138ZM152 259V260H151ZM176 259V260H175ZM195 259V260H194ZM214 259H216V260H214ZM252 259V258H251ZM81 260V259H80ZM80 260H78V261H80ZM128 260V261H127ZM163 260V261H162ZM202 262H201V261ZM64 261H66V260H64ZM126 261V262H125ZM132 261V262H131ZM141 261V262H140ZM157 261H159V262H157ZM192 261H194V262H192ZM206 261V262H205ZM232 261V260H231ZM239 260L237 259L236 260V263L237 264H243L244 263V260H240V262H238ZM247 261V260H246ZM245 261V262H246ZM248 261H250V258H249V260ZM255 261H256V259H252V262L253 263H255ZM67 262V261H66ZM70 262H69V264H70ZM106 262V263H107ZM136 262H139V263H136ZM145 262H143V263H145ZM164 262V263H163ZM219 262V261H218ZM256 262H258L259 264H264V259H262V261L260 260V262L259 261H256ZM108 263V264H109ZM128 263V264H129ZM230 263V262H229ZM235 263V264H236ZM247 263V262H246ZM251 263V262H250ZM257 263V264H258ZM159 264H161V263H159ZM195 264V263H194ZM233 264H234V262H233Z\"/></svg>",
  "mask_w": 264,
  "mask_h": 264
}]
</instances>
